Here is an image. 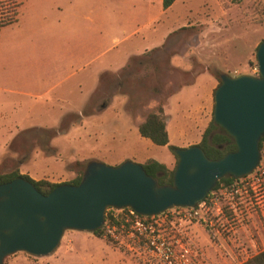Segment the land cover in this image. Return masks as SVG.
<instances>
[{
    "label": "rangeland",
    "instance_id": "rangeland-1",
    "mask_svg": "<svg viewBox=\"0 0 264 264\" xmlns=\"http://www.w3.org/2000/svg\"><path fill=\"white\" fill-rule=\"evenodd\" d=\"M163 25H169L167 27L174 30L164 40L165 43L175 39L178 41L179 38L182 43L198 44L197 49H190L199 58L195 60L194 68L190 72L200 67L202 73L206 71V81L215 72L229 77H235L234 71L239 75L252 76V68L257 66L255 50L264 40V0H179L171 12L148 26V29ZM173 51L168 53L166 50L151 49L139 59L129 58L125 67L119 71L101 73L97 90L84 105L82 110L85 114L82 116L76 112L61 117L49 114L43 100L59 93L60 88L43 99V90L34 87L32 91L35 99L32 98V102L35 108L24 114L21 110L16 115L6 114L2 118L3 124L11 129L6 131L0 124V170L6 173L24 171L26 168L27 176L35 179L41 177L48 182L60 184L72 181L80 173L78 162L86 165L95 161L117 166L119 164H114L113 161L118 160L120 164L131 161L136 153L142 158H152L160 162L166 161L163 157L172 156L173 169L176 160L169 150L141 138L136 125L149 112L161 106L165 120L169 123L167 129L171 130L174 137H180V142H199L212 117L211 112L205 117H191L187 112L190 111L187 109L188 103L194 101V91L202 85L199 80L201 75L193 88L185 90L187 93H173L175 86L181 87L190 82L187 69L178 65L176 60L172 62V57L180 52L177 49ZM107 60L109 57L106 55L100 57L98 62L101 64ZM198 60L204 66L199 65ZM90 70L91 68H86L83 73L69 79L63 87H69L71 82L83 79L82 95H85L94 80L93 76L83 77L90 74ZM25 89L27 82L20 81L18 90ZM105 95H114L112 102L95 113L111 101ZM69 99L72 105H78V92L72 93ZM58 119L61 120L60 128L59 125H51L52 129L49 130L45 128L48 121L56 122ZM181 120L184 121L183 128L179 129ZM260 154L264 155L263 152ZM261 159L264 162V158ZM213 193L216 201L210 217L219 232L216 236H220L219 240L222 241L221 249L227 252L222 257L223 264H238L245 261V258L232 254L233 250L237 252L238 247L237 214L243 213L245 221L247 211L254 205L253 200L251 195L231 197L218 190ZM192 224L193 222L183 221L181 227ZM195 225L204 236L207 228L203 224ZM206 232L215 238L213 233L208 230ZM72 235L82 237L77 242H70L69 236ZM98 239L102 242H98ZM97 243L101 245L99 248ZM111 249L115 254H112ZM135 254L92 233L65 231L58 247L51 254L33 257L17 252L4 258L1 264H130L126 258L136 264H154L148 255Z\"/></svg>",
    "mask_w": 264,
    "mask_h": 264
},
{
    "label": "crops",
    "instance_id": "crops-1",
    "mask_svg": "<svg viewBox=\"0 0 264 264\" xmlns=\"http://www.w3.org/2000/svg\"><path fill=\"white\" fill-rule=\"evenodd\" d=\"M17 1L20 4L17 21L0 31V124L6 131H10L11 127L3 124L4 115H16L20 110L24 114L35 108L32 102V98L35 99L32 91L34 87L43 90V99L60 88L59 93L52 94L43 100V105L49 114L61 117L76 112L82 116L85 114L82 110L84 105L97 90L101 73L119 71L125 67L129 58L139 59L151 49L154 51L166 50L168 53L175 49L180 51L172 57V62L176 60L178 65L187 69L186 71L190 74V82L181 87L175 86L173 93L178 94L193 88L195 81L201 75L199 80L202 85L194 91L192 96L194 101L188 103L187 109L189 108L190 111L187 112L191 117L197 115L205 117L209 112L212 113V95L217 86L216 78L214 75L208 76L209 79L206 81V71L202 73L200 67L190 72L198 58L195 52L192 50L190 52V49H197L198 44L182 43L179 38L178 41L175 39L165 43L164 40L174 32L173 29L167 27L169 25L148 29V26L171 12L179 0H175L167 9H163L162 0ZM180 17L183 18L182 15ZM159 31L161 32L159 33ZM106 55L109 60L99 64L100 57ZM199 65L204 66V63L200 64L199 62ZM86 68H91L90 74L83 77L91 78L93 76L94 80L85 95H82L83 79L71 82L69 87H63L69 79L83 73ZM233 74L239 75L237 71H234ZM20 81L27 82V89L18 90ZM77 92L79 103L72 105L69 96ZM104 97L110 98L111 101L107 105L101 106L95 113L105 109L112 102L114 95H105ZM57 121H48L45 128L52 129L51 125L53 127L59 125L58 128H60L61 120ZM183 123L184 121L181 120L179 129L183 128ZM168 124L166 120L169 145L185 148L199 143L198 141L180 142V137H174L171 130L167 129ZM49 125L50 127H48ZM138 125L139 123L136 125V129ZM163 158L166 161L160 162L152 158H142L139 153H136L131 161L142 165L148 160H154L163 164L167 170H172V156ZM113 163L120 164L118 160ZM26 171L25 168L19 173L25 175ZM28 177L34 181L43 179ZM223 188L224 186H220L217 190L223 193ZM237 215V252L235 250L232 251L233 253L227 251L234 254L235 257H244L246 261L264 250V206L259 208L257 205H253L252 209L247 211L245 221H243V213ZM206 231L203 236L195 223L186 225L183 229L187 242H189L199 264H223L222 257L227 252L226 250L223 252L221 249L220 236L213 234L215 238L210 237ZM74 233L87 232L74 231ZM69 237L71 238L70 242H77L82 236L72 235ZM97 241L102 242L100 239ZM96 245L97 248L101 246L98 243ZM107 248L109 249L108 246ZM112 254L115 252L113 251ZM126 259L130 264H136L128 258ZM27 264L32 263L27 262Z\"/></svg>",
    "mask_w": 264,
    "mask_h": 264
},
{
    "label": "water",
    "instance_id": "water-1",
    "mask_svg": "<svg viewBox=\"0 0 264 264\" xmlns=\"http://www.w3.org/2000/svg\"><path fill=\"white\" fill-rule=\"evenodd\" d=\"M257 76L221 74L213 92L212 121L234 143L235 150L208 159L197 145L176 148L170 185H158L140 164H86L78 185L61 184L47 195L22 178L0 184V264L23 252L51 254L65 231L92 233L104 222L106 208H129L141 216L203 202L223 177L250 175L260 162L264 137V40L255 50Z\"/></svg>",
    "mask_w": 264,
    "mask_h": 264
},
{
    "label": "built area",
    "instance_id": "built-area-1",
    "mask_svg": "<svg viewBox=\"0 0 264 264\" xmlns=\"http://www.w3.org/2000/svg\"><path fill=\"white\" fill-rule=\"evenodd\" d=\"M252 74H258L257 66ZM264 153L262 144L261 153ZM260 158L264 155L260 154ZM231 197L249 196L254 205L264 206V162L255 171L240 179H235L223 188ZM216 197L211 193L206 200L195 207H176L155 216H141L129 208L108 207L101 226V238L111 241L127 252L139 256L148 255L154 264H199L188 245L181 222L203 224L210 233L218 234L210 217Z\"/></svg>",
    "mask_w": 264,
    "mask_h": 264
},
{
    "label": "trees",
    "instance_id": "trees-1",
    "mask_svg": "<svg viewBox=\"0 0 264 264\" xmlns=\"http://www.w3.org/2000/svg\"><path fill=\"white\" fill-rule=\"evenodd\" d=\"M174 1L175 0H162L163 9H167L168 7H170ZM19 5L20 4L17 0H0V31L2 28L12 25L17 21ZM220 75L221 74L219 72H215L214 74V77L217 80V86L219 85ZM137 132L140 137L149 140L155 146H166L177 162L176 156L173 153L177 147L168 144L166 120L163 115V109L161 106H157L155 111H151L145 116L144 120L137 126ZM263 141L264 137L259 142L260 152ZM197 146L202 149L205 156L210 160H218L227 153L233 152L235 150V146L231 138L228 137L213 123L212 117L206 128L204 129ZM77 165L81 167L80 173L72 181L66 183L55 184L44 179L34 181L27 175H21L17 170L6 173L0 170V184L10 182L17 178H22L29 181L39 193H41L42 195H47L55 187L61 184L73 186L78 185L81 181L86 165H83L80 162H78ZM141 166L147 175L152 176L156 180L158 185H170L172 183V175L176 163L173 169L170 171L167 170L163 164H160L154 160H148ZM234 181L235 179L228 176L219 179L208 196L215 190H217L220 186H228ZM208 196L206 197V199L208 198ZM92 234L98 238H101V229L92 232ZM241 264H264V250L247 259Z\"/></svg>",
    "mask_w": 264,
    "mask_h": 264
},
{
    "label": "bare ground",
    "instance_id": "bare-ground-1",
    "mask_svg": "<svg viewBox=\"0 0 264 264\" xmlns=\"http://www.w3.org/2000/svg\"><path fill=\"white\" fill-rule=\"evenodd\" d=\"M258 75V74H257ZM254 76V75H253Z\"/></svg>",
    "mask_w": 264,
    "mask_h": 264
}]
</instances>
